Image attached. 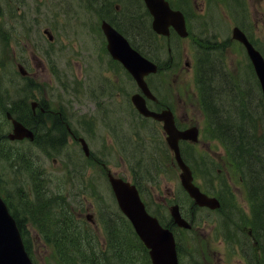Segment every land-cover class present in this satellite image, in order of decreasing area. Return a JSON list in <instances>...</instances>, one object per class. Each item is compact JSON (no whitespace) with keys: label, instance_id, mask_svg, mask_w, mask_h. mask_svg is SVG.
I'll return each mask as SVG.
<instances>
[{"label":"rangeland","instance_id":"374dc122","mask_svg":"<svg viewBox=\"0 0 264 264\" xmlns=\"http://www.w3.org/2000/svg\"><path fill=\"white\" fill-rule=\"evenodd\" d=\"M6 1L0 0V7H7L8 1ZM170 1L176 7H183L189 17L191 34L187 39H171L168 42L165 38L158 36L146 37L144 27L142 29L141 24L136 23V20L128 11H126L127 20L124 23L125 25L122 24L126 29L133 30L136 36L140 35L144 37L145 44L140 47L144 53L162 61H167L170 57L177 59L173 66L171 65V69L174 72H167V74H162V76L158 77V95L167 104L181 106L180 112L188 111L184 104L186 97L193 93V90H196V93L199 91L196 87L193 71L187 72L189 74H183L185 73L183 72L182 76L178 74L180 66L185 61L190 62L193 66L195 62L200 63V68L204 71H202V75L205 78V82L208 74L212 77L211 72L207 70L210 67H217L216 62H220L229 81L231 80L230 85L226 84L225 91H220V88L218 89L219 86L225 87L220 84L221 81L218 84L215 78V80H211L210 92L217 93L222 105L219 106L217 104L216 98H214L216 102L210 103L211 105L218 106L213 112L220 115L219 118L221 120L215 115L216 122L218 123V126H214L215 130H212L215 139L207 136L206 127L203 128L202 126L203 132L200 131V139L206 147H210V150L214 152V154L212 153V158L214 156L216 159L213 158L215 160L213 165L214 170L208 172L206 180L209 181V186L211 183L213 184L217 189V193L223 198L225 209H229L226 210L228 216L221 215L220 213L213 214L208 211L194 210L193 212L196 216L195 224L201 231L193 229L194 231L180 234L179 240L186 248L183 247V259L187 264H201L203 260L200 256L205 255L214 264H246L238 252V245L236 251L231 252L222 239L217 237L227 233L230 234V228L228 229L230 220L239 221L242 219V212L232 210L235 208V205L239 204L246 212L249 211L246 189L239 178H226L227 183L225 178L217 176L218 170L224 168L228 151L221 144L222 141H218V139L223 140L222 138H224L231 141L230 138H238L241 144L239 145L241 149L240 154H245L244 151L246 150L253 155L263 156L262 159L264 161V102L260 100L262 97L260 85L245 49L241 44L232 39V29L235 26L244 25L253 34L255 42H257L259 49L264 55V0H241V3L240 1L233 0ZM225 5L230 6V10L225 8ZM71 6L75 8L76 12L83 11L80 0H25L21 8L28 11V16L24 19L16 18L11 21H6L5 19L7 23V27L5 26V28L8 30L14 29L17 37L24 39V46L19 45V42L20 44L22 42L21 40H13L12 46H1L0 44V66L2 69L0 80L5 83V85H1L2 88L0 89L3 98L0 104V136L5 137L6 134L12 132L11 124L5 120L6 106L11 107L13 102H16L19 97L24 99L29 106L31 103L30 98L35 97L36 86L38 87L39 95L45 96L49 100L47 102H49L50 108L61 112H64V108L66 107V111H68L67 103L69 101H72L71 105L73 107L80 109L76 101L84 99V95L82 94L84 90L87 92L89 98H92L91 95L97 96L105 92V84L107 83L105 76L110 75L108 72L110 67L108 66H111L113 61L105 54L107 53L106 46H101L102 41L99 37L96 38L98 46L85 45L88 44L84 41L85 38L89 39V36L86 34L88 30L85 29V31L78 27H82L83 25L81 14L70 12L73 14L68 17V10L72 11ZM137 6L138 4L128 6V9L145 12L141 5ZM138 18L140 17L138 16ZM24 23L25 30L20 29ZM34 23L36 26L31 32ZM92 26H94L93 23L89 25V28L93 29L94 27ZM45 28L53 30L54 36H56L55 44L51 45L47 42L46 37L43 35ZM141 33L145 35L143 36ZM213 35H216V37ZM132 39L139 43L137 38ZM32 41L34 46H30ZM207 42H211L217 46H208ZM179 43L182 46H177ZM50 62L54 66L53 70L49 64ZM18 63H22L26 67L32 82L29 79L28 81L23 79L20 75L17 68ZM113 70L116 71L120 80L119 91L122 94L123 101H125V97H130L133 93L137 92V89L133 81L125 76L121 67ZM53 72L58 74L59 77L55 78L52 74ZM38 82L40 85H38ZM41 83H44V86ZM214 86H217L215 89L219 90V92L214 90ZM123 101L120 99L119 102L123 103ZM228 102L232 108V116L227 109ZM221 109H223L228 120L227 123L224 122L225 119L222 117ZM121 110L118 113L119 117H113L114 120H118L121 123L122 121L128 122L126 118H129L134 128L126 129L124 127L123 130L110 132L101 125L95 128L87 127L86 130L93 137L92 140L95 139L93 142L94 148L97 151L101 150L99 156L102 158L103 163L107 164L111 173L124 176L127 179H132L133 174H136L138 180L142 178V181H144L146 189L155 203L165 200L171 194V191L177 190V185L180 186V180L178 170L168 165L169 155L164 150L160 141L162 139V132L157 126L137 120L129 108L125 110L121 108ZM194 114L198 115L197 113ZM191 117H194V115H191ZM242 117L245 120V127H242L238 123ZM200 118H203V116H200ZM96 121L99 123V117ZM87 122L92 121L90 119ZM233 125L238 126L235 128ZM95 129L96 131H94ZM220 129L222 131H219ZM2 143L3 141H0V147H3ZM249 144L252 149H250ZM3 145L8 150L10 158H2L0 156V192L9 199L12 208L17 209L19 212L24 207L29 206L28 208H30L33 205H25L27 204V198L24 197L25 202L21 198L24 193L22 191L23 187L29 191L30 187L27 183L30 185L31 180L38 178V165L40 169H53V175H49L51 179L54 177L51 183L53 188H56L57 183L61 182L58 178L62 177L64 180L66 178L65 175L62 176L60 173L63 170L61 166L64 165L66 167L67 158L71 160L73 170L79 168L74 164L75 158L72 155L75 153L78 155L80 145L73 141L70 144L63 145V149L50 153V155H47L41 149H34V147L28 144L12 142L9 139ZM115 145L123 150L124 153L120 152ZM198 149H203V146L201 145ZM14 151L15 153L25 151L24 155L26 159L11 157ZM38 155L40 159L37 160ZM202 164L209 166L206 163ZM235 173L236 170L234 168L229 169L230 175H234ZM83 176L87 177L92 183V187H88L86 191L91 201H97V198H99L100 204H104L105 208L106 205L110 206L109 211L117 208L107 185V176L105 173L103 174L101 168L93 167L89 171L84 170ZM36 182L38 183V180ZM199 183L202 184V181H199ZM65 185L68 188L67 182ZM45 192H40V195ZM40 195L38 194V197ZM57 197L53 196L52 200L57 199ZM29 198L31 203L35 200L32 195ZM145 200L149 205H152L146 196ZM60 202H62L63 206L72 210L68 206L67 198L62 197ZM181 203L182 205H186L184 199H181ZM167 208L168 206L166 208L162 207L161 212L163 214L169 213ZM187 208H189L188 201ZM93 211L95 212V209ZM39 218H42L44 221L48 219L49 236H52V232L55 233L60 229L59 226L63 224L60 220H52L54 216L51 219L49 217L45 218V215ZM28 219L25 222L26 227H24V232L28 234L27 244L35 264H66L63 260L59 263V257L57 253L55 254L56 251L51 243L53 237L49 238L50 241L48 238H44L45 233H42L39 227L37 228L31 222H28ZM75 224L74 222L72 229ZM216 224L217 231L214 230ZM77 226L78 224H76ZM100 229L101 226L98 229H93L97 232L99 240L97 241L94 237L92 239L96 240L99 245H102L104 243L103 232ZM120 231L121 235H124L123 229L121 227L119 229L118 227L116 237L120 234ZM56 241L54 240V242ZM238 242H244V236L241 235ZM61 246L62 243L60 244ZM67 246L66 252L70 257L77 253L85 254L90 257V260L93 259L96 264H141L139 254H135L136 260L134 262H131L132 260L128 258L124 261L120 259L116 261L111 257V253L108 255V258L105 256L98 257L95 252V246L91 242L90 254L88 253V244L83 245L80 241L71 243L67 241L61 248ZM70 249L73 253L69 251ZM113 252H116V249ZM61 253L64 260L67 261L65 253L63 251ZM184 255H186V258ZM81 262L83 264V261Z\"/></svg>","mask_w":264,"mask_h":264},{"label":"water","instance_id":"95a60500","mask_svg":"<svg viewBox=\"0 0 264 264\" xmlns=\"http://www.w3.org/2000/svg\"><path fill=\"white\" fill-rule=\"evenodd\" d=\"M150 13L154 17L153 29L163 35H167L169 27L173 26L180 35L186 36L184 17L181 12L173 11L165 0H144ZM104 32L108 38V49L112 56L119 60L136 79L141 89L149 95L144 77L156 71V66L134 51L124 37L108 25H104ZM234 38L245 45L247 54L252 62L255 73L260 82L264 95V58L248 41L246 35L238 28L233 31ZM23 72L22 68H20ZM133 103L137 110L145 115L152 116L157 120L164 121V129L168 134L167 142L175 151L176 159L183 173L181 180L184 188L200 206L217 207L216 200L210 199L200 193L199 189L192 184V177L188 167L180 158L177 142L179 139H197L195 128L178 132L173 127V121L168 113L155 114L149 112L139 95L133 97ZM11 119V116L8 115ZM13 122V133L9 135L11 140L24 138L32 139V133L16 120ZM118 203L122 211L133 223L136 232L141 237L153 264H178L175 251V243L172 234L162 229L158 222L150 217L144 210L135 187L124 183L120 179L111 178ZM172 214L178 223L183 227L189 225L181 218L178 208L172 209ZM0 264H33L30 260L17 227L16 221L10 215L8 208L0 197Z\"/></svg>","mask_w":264,"mask_h":264},{"label":"flooded vegetation","instance_id":"af4514ba","mask_svg":"<svg viewBox=\"0 0 264 264\" xmlns=\"http://www.w3.org/2000/svg\"><path fill=\"white\" fill-rule=\"evenodd\" d=\"M98 8H99V11L97 12L98 15L100 16L104 15L108 18H112V20H116L118 18L117 16L118 14L116 11L112 14L111 9L109 10L107 0H101ZM115 8L116 10H118V6H116ZM105 13H107V15H105ZM101 46H104V43ZM209 46H217V45L213 43H209ZM117 67H118V63L116 62L115 67L112 66L111 69L110 68L108 69V72L110 73V75L105 76L107 79V83L105 84L104 93H101L100 95H97V96L91 95L92 98H89L87 92L85 90L82 91V94L84 95V99L82 101H76V104L80 107V109L73 107L71 105L72 101H69L67 103L68 111H66L67 107L64 108V112L54 110L50 108V106L48 105L49 102L47 101L49 100H47V98L43 99L42 96L39 95L38 89H36V94H35V97L33 98V101L36 102L37 105L34 107V109H31V114L18 112L20 115L21 114L28 115V117L25 116L26 120L24 123L34 133L35 142H45L46 140L50 139L48 135L50 136L52 135V136L59 137L60 139L63 140V142L67 144H70L72 141L77 144L79 143L80 147L79 148L77 147L79 151L78 152V157H79L78 163L79 164L77 163V166H76L79 168L75 167L77 171L76 170L70 171V174L72 175V177H70L69 179L67 178L66 181H67L68 186H73L74 188L79 189L81 194H86L88 187L90 188L92 187L91 186L92 183L89 181V179L83 176L84 170L89 171L90 169H93V167H99L102 169L103 174L104 173L106 174L107 178H108V175L111 174L110 170L107 167V164L103 163L102 158L99 156L101 150L97 151L94 148L93 142L95 139L92 140L93 137L90 135V133H88L86 128L87 127L95 128L96 126L99 127L101 125V126H104V128L108 129V131L110 132L114 130H123L124 127H126V129L134 128L132 126L133 123H130L127 121H122L120 123L118 122V120H114L113 118L114 116L119 117L118 113L122 111L121 108L125 110L129 107L133 110V112H135V114H137L136 116L138 117L141 116L134 109V106L132 105V102H131V97L134 93L130 97L126 96L125 101H123L122 94L119 91L120 90V86H119L120 80L118 78L116 71L113 70V69H117ZM170 68H171V65H170ZM195 70H196L195 65L193 66L190 62L185 61L184 64L180 66L178 74L182 76L183 74H186L187 72H191ZM133 83L138 92L139 89L136 83L134 81ZM147 83L150 89L152 90V92L157 97V99L154 101L148 100V99L146 100V103L150 109L154 111H162L164 109L170 110L174 117L176 127L180 130H185V129H188L194 126H197L198 128H201L202 126H204L203 124L204 113L200 109V106H199L200 104H199V101L197 100L198 97L196 96L195 92L187 96L186 101L184 102L188 111L185 110L183 112H180V110L182 109L181 106L167 104L159 97L156 91L157 87H155L156 84L152 82L151 78L149 77L147 78ZM120 99L125 104L123 106L127 105L126 107L122 106L123 103L119 102ZM20 110L27 112L25 108L24 109L20 108ZM194 113H197L198 115ZM191 115H194V117H191ZM200 116H203V118H200ZM98 117H99L100 124L98 123V121H96ZM90 119L92 122L88 123L87 121ZM141 119H145V118L141 117ZM201 120H202V124H201ZM151 121L154 122V124L157 127L159 128L162 127V123L156 122L154 120H151ZM94 131H96V129ZM182 144H187L191 147V150H192V152H190L191 154L192 153L196 154V153L201 152L199 149H197V147H194L193 145L189 143L183 142ZM202 146L204 150L203 153H206V155L210 157V161H211L210 163L213 164L215 162L214 161L215 158L214 156H213L214 159L212 158V153L214 154V152L210 150L209 146L206 147L204 144H202ZM115 147H117L118 149L117 145H115ZM86 148L88 149L87 151H86ZM186 162L190 164L195 177L204 178V175L200 172V169L199 170L196 169L195 171L193 160L186 159ZM172 164L174 166L175 164L174 161L172 162ZM223 167L224 169L228 168L226 161ZM222 171H226V170H221V169L218 170L219 173H221ZM77 179H79V181H77ZM135 183L138 185L141 191L139 182L135 180ZM203 192L208 194V192L205 190ZM145 196L152 203V205H148L147 202L144 200L147 207L150 208L152 211L156 212L157 205L147 190H146ZM91 208H93V206L92 204H89L88 207L85 208V211H89ZM193 208L197 209L198 207L193 205ZM220 214L228 216V213L226 210H220ZM248 233H251V231H249Z\"/></svg>","mask_w":264,"mask_h":264},{"label":"trees","instance_id":"16d2710c","mask_svg":"<svg viewBox=\"0 0 264 264\" xmlns=\"http://www.w3.org/2000/svg\"><path fill=\"white\" fill-rule=\"evenodd\" d=\"M135 2H137V4L141 5V1L138 2V0H134ZM134 2V4H135ZM136 23L140 24L139 19L136 21ZM1 38L5 39V42L8 43L9 41V37L7 35V33H3L1 34ZM217 63V62H216ZM217 67H210L209 70L211 72L212 77L209 75H207L206 77V86L203 83V79H202V84L204 85V90L210 94L208 96V101L210 102V99H212V102H216L214 100V98H216V100H219V96H217V93H213L210 92L211 90V80H215L216 78H219L220 81H222L220 84L223 87H218V89L224 90L226 88V84L229 83V79L226 76V74L222 71L219 63H217L216 65ZM215 78V79H214ZM205 79V78H204ZM215 81H217V83L219 84V81L216 79ZM216 86H214V90ZM219 90L217 92H219ZM262 102H264L262 100ZM261 102V103H262ZM13 107L11 108L10 106H6L5 112H11L13 115H15V117L17 119H19L20 121H22L23 123L25 122L26 117H28V115H20L18 112L20 113H27L26 111H21L20 108L24 109L25 107L22 106V104L20 102L18 103H13L12 104ZM217 106V105H216ZM218 107V106H217ZM19 108V110H18ZM221 112L224 114L223 109H221ZM225 115V114H224ZM230 115L232 116V114L230 113ZM6 117V114H5ZM32 118V117H31ZM244 117H242L241 121H239V125L241 124L242 127H245V120H243ZM6 120V118H5ZM225 120L224 122H228L226 116H225ZM7 121V120H6ZM8 122V121H7ZM235 128L238 125H233ZM222 129V128H221ZM219 131H222V130ZM49 138L52 137V135H48ZM5 138L4 136H0V141H3L2 146L0 147V156L2 158H10V154L8 153V150L5 149L4 147V143H5ZM225 142V144L227 145L229 151L231 152V156L233 159V163L237 166L238 170H240V172L244 175V180L245 182H247V186L249 188V192H250V197L252 199V197L254 198V204H255V210H254V219H253V223H251V226L253 227L252 229H254V236H255V241L257 242L256 247H252V242H248V239H245L247 247L245 249L246 254L250 255L249 257L251 258V262L250 264H264V161H263V156H259L257 154L253 155L250 152H247L246 150L244 151L245 154H240V147L239 145L240 142L238 138H230L231 141L225 140L224 138H222ZM54 142V141H53ZM53 142H51L50 144H52ZM1 146V144H0ZM250 149L251 145L249 144ZM45 148H49L50 150H52L53 148H55V146H46ZM25 152V151H24ZM24 152H17L13 153V155L11 157H17V158H23L26 159L25 157V153ZM31 152V151H30ZM29 161V160H28ZM26 162V161H25ZM43 196V195H41ZM14 216H16L14 214ZM36 214H34V218H36ZM48 217L45 216V218ZM109 219L112 223V231L115 233V237L117 234V228L120 227H125V225L123 224V222H118L116 220V218L114 217V214L109 215ZM48 220V219H47ZM44 221L42 218L36 219V221L39 223L38 227L39 229L42 231V233H45L44 235L46 236V238H48V240L50 241V237L48 234V228L49 225L47 224L48 222ZM17 222H18V226L20 229H23V226L21 224V222L18 220L17 217ZM72 225L73 223H67L66 225H64V223L59 226L60 229H58L55 233H53V240H57L55 242V245H57L58 247V243H62V246L65 245V243H71V242H76V241H80L82 242L83 245L85 244H89L90 242H95L94 239H92L94 236L92 233L89 232L88 229L84 228V227H80L77 226L76 224L75 226H73L72 229ZM71 226V227H70ZM236 228H238L236 226ZM67 229V230H64ZM123 229V228H122ZM123 232V236L121 235V231L120 234H118V236L116 237V241H118V248L114 254V259L117 261V259H120L122 261H124L126 258L132 260L131 262H134L136 260V255L135 254H139L138 256L141 258V264H150L147 254H146V250L143 247V245H141V243L139 242V240L137 239V237L135 236L133 230L129 227L128 231H122ZM113 241V240H112ZM113 241V242H116ZM115 245V244H114ZM61 246V247H62ZM57 248L58 251L55 252V254L57 253L58 257L61 258L64 263L66 264H82L81 261H83V264H96L95 261L93 259L90 260V257L85 255V254H80L77 253L75 255H72V257H70L67 252H66V248ZM28 248V247H27ZM29 250V249H28ZM68 250V249H67ZM56 251V250H55ZM61 251H63L65 253V255L67 256V261L64 260L63 254L61 253ZM69 251L72 252V250L70 249ZM76 257V258H75ZM112 257V256H111ZM248 257V258H249ZM113 258V257H112ZM250 261V260H249Z\"/></svg>","mask_w":264,"mask_h":264},{"label":"bare ground","instance_id":"6f19581e","mask_svg":"<svg viewBox=\"0 0 264 264\" xmlns=\"http://www.w3.org/2000/svg\"><path fill=\"white\" fill-rule=\"evenodd\" d=\"M77 14V13H76ZM75 14V15H76ZM218 81H220L219 80V78H216ZM222 82V81H221ZM218 86V85H217ZM216 86V87H217ZM220 88V87H219ZM227 109H228V111H229V113H231V111H232V108H231V105H228L227 106ZM254 111H256V110H254ZM49 218L51 219V215H49ZM52 220H54L53 218H52ZM55 221V220H54ZM240 228H236V226H233L232 228H231V240H232V245H234L235 246V244H236V242H237V240H238V238L240 237V235H241V233H240V230H239Z\"/></svg>","mask_w":264,"mask_h":264}]
</instances>
